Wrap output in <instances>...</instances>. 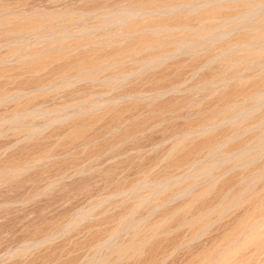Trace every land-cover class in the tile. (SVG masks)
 <instances>
[{"label": "rangeland", "instance_id": "374dc122", "mask_svg": "<svg viewBox=\"0 0 264 264\" xmlns=\"http://www.w3.org/2000/svg\"><path fill=\"white\" fill-rule=\"evenodd\" d=\"M263 237L264 0H0V264H264Z\"/></svg>", "mask_w": 264, "mask_h": 264}, {"label": "bare ground", "instance_id": "6f19581e", "mask_svg": "<svg viewBox=\"0 0 264 264\" xmlns=\"http://www.w3.org/2000/svg\"><path fill=\"white\" fill-rule=\"evenodd\" d=\"M165 30H166V29H165ZM197 35H198V34H197ZM245 114H246V113H245ZM242 117H243V116H242ZM238 120H239V119H238ZM262 150H263V149H262ZM246 157H247V156H246ZM232 159H233V158H232ZM239 164H240V163H239ZM241 230H242V229H241ZM250 231H251V230H250ZM241 232H242V231H241ZM245 232H246V231H245ZM254 233H255V232H254ZM247 235H248V234H247ZM255 235H257V233H256ZM253 237H254V236H253ZM248 238H249V237H248ZM263 238H264V237H263ZM258 239H259V238H258ZM260 239H261V238H260ZM246 241H247V240H246ZM248 241H249V240H248ZM260 242H261V241H260ZM263 242H264V241H263ZM249 243H250V242H249ZM255 243H256V241H255ZM250 244H251V243H250ZM253 244H254V243H253ZM257 244H258V243H257ZM231 249H232V248H231ZM236 249L238 250V248H236ZM241 249H242V248H241ZM225 252H226V251H224V253H225ZM235 253L237 254V252H235ZM235 253H234V254H235ZM236 254H235V255H236ZM232 257H233V255H232ZM227 258H228V257H227ZM227 258H226V259H227ZM250 258H251V257H250ZM228 259H229V258H228ZM228 259H227V260H228ZM203 260H204V259H203ZM220 260H221V258H220ZM243 261H244V260H243ZM246 261H248V260H246ZM246 261H245V262H246ZM211 262H212V261H211ZM204 263H205V262H204ZM207 263H210V260H209V262H207ZM261 264H262V263H261Z\"/></svg>", "mask_w": 264, "mask_h": 264}]
</instances>
